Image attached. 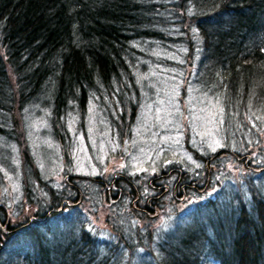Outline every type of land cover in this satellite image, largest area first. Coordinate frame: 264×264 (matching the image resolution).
Masks as SVG:
<instances>
[{"label":"trees","instance_id":"16d2710c","mask_svg":"<svg viewBox=\"0 0 264 264\" xmlns=\"http://www.w3.org/2000/svg\"><path fill=\"white\" fill-rule=\"evenodd\" d=\"M182 34L188 44L176 53L184 44ZM146 47L197 59L192 60L196 87L218 103L223 135H230L225 140L229 153L247 158L257 141L264 140V0H0V145L5 134H14V113L20 115L34 97L43 95L50 96L49 121L60 142L67 139L72 114H84L90 101L100 97L108 100L109 112L126 121L138 95L134 87L143 74L141 62L150 61L141 55ZM216 153L201 155L204 168L189 172V177L198 179L207 172V178H216L219 162L225 165L229 158L226 154L220 161ZM182 170L168 168L158 179L118 178L97 184L98 200L114 188L111 196L118 209L110 214L109 229L119 237L115 242L78 223L69 234L63 218L32 220L66 202L79 199V204L87 197L90 204L96 189L89 193L84 187L87 196L82 197L78 192L84 180L67 182L65 193L41 180L36 195L29 193L33 199L26 206L16 203L11 211L12 198L7 200L1 182L0 264H135L128 252L124 259L120 252L139 242L151 255L142 256L138 264H206L212 254L221 264H264V186L254 192L248 217L237 222L230 216L227 227L214 218L210 227L215 233L184 227L179 218L166 226L148 223L155 207L173 209V199L200 190L185 176L178 185ZM94 182L86 185L96 188ZM260 193L262 199H257ZM222 212L228 217L231 210ZM144 221L147 229L137 232L136 224Z\"/></svg>","mask_w":264,"mask_h":264},{"label":"rangeland","instance_id":"374dc122","mask_svg":"<svg viewBox=\"0 0 264 264\" xmlns=\"http://www.w3.org/2000/svg\"><path fill=\"white\" fill-rule=\"evenodd\" d=\"M181 42L184 44H181L180 48H186L188 43L183 39ZM143 52L152 53V61L164 60V57L169 56L175 62L177 60V64H182L180 59L163 50L150 51V47H146ZM183 63L184 66L187 65L186 60H183ZM164 65L167 66L165 62L150 63L141 75L138 83L142 101L136 109V121L135 116L133 120L128 119L127 123H123L101 114L99 108L106 104L107 99L100 97L96 102L90 101L83 117H79L77 113L72 114L67 125V139L60 137L61 143L55 138V127L49 121L50 96L34 97L33 99H36L30 102L20 115L16 111L14 116L18 119L17 127H10L14 134H5L8 137L4 145H0V182L5 184L7 200L12 198V201L8 202L9 211L14 206L31 201L29 198L33 199L31 195H36L35 187L39 189L41 180L52 182L51 185L56 190L62 191V184L67 182L65 175L71 174L75 176L72 180L81 181V178H84L85 185H80L84 197L87 195L84 187L89 193L96 189V196L90 200V204L84 199L83 205H78V209L73 210V215H76V211H81L77 216L88 217L90 221L85 222L89 227L99 224L100 228H104L107 217L117 205L98 200L101 190L95 182L96 188L86 185L88 181L114 182L117 178H132L136 182L140 175L145 181L160 167H164V158L167 164L176 165L178 162L192 173L201 165V162L197 161V152L208 154L225 146L230 135H223L224 123L220 118L222 115L218 103L209 97L208 93L200 92L191 84L192 77L188 76L183 80V71L179 70V66L177 70L175 68L172 71ZM177 72L181 81L176 78ZM184 81L186 87L181 89ZM44 115H47L48 119L42 118ZM261 144L264 146V140ZM256 183L259 187L264 183V179H259ZM235 193L242 195L243 191L236 190ZM2 194L0 188V203ZM85 200L90 206L84 204ZM36 207L37 204H33V208ZM158 217L148 223L157 227L169 220ZM201 218L204 216L201 215ZM234 218L236 216H233ZM74 220L75 218H71L67 221ZM146 223L147 221L143 228L141 224H136L137 232L145 231ZM69 226L74 230L77 224L71 222ZM52 231L59 232L55 228ZM104 233L108 234V231L104 230ZM66 237L61 236L60 240H66ZM50 242L51 245H56L57 241ZM132 249L128 248L129 251ZM123 251L127 250L120 252L121 258L124 259ZM137 252L129 258L135 264L144 261L143 255H136ZM149 255L151 253H145L146 257ZM207 261L209 264L208 258Z\"/></svg>","mask_w":264,"mask_h":264}]
</instances>
